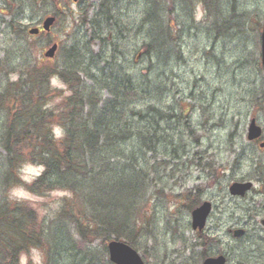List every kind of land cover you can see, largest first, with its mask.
Segmentation results:
<instances>
[{
    "label": "rangeland",
    "instance_id": "obj_1",
    "mask_svg": "<svg viewBox=\"0 0 264 264\" xmlns=\"http://www.w3.org/2000/svg\"><path fill=\"white\" fill-rule=\"evenodd\" d=\"M18 1L20 6L17 0H0L2 71L15 70L26 62L47 61L45 53L57 44L59 50L52 63L65 61L75 50L80 56L93 54L94 59L102 54L109 63L103 77L123 67L138 78L149 73L158 82L157 99H146L137 108L142 123L136 122L147 124L145 118L153 114L160 133L154 139L157 153L140 149L144 162L155 166V175L148 177V187L144 185L150 199L146 205L147 224L142 223L132 246L144 263L202 264V254L208 249L205 253L209 257L225 255L228 264H264V183L256 178L257 166L264 165V0H221L220 9L212 14L198 5L192 17L179 10L185 23L178 52L174 50L167 65L154 63L152 69L148 57L136 60L143 45L149 43L145 28L134 30L125 40L119 32L108 35L105 23L103 29L92 23L101 0ZM122 10L123 16L132 18L139 27L145 12L143 0H135ZM55 14H59L60 22L51 33L29 35L31 29L40 28L46 18ZM86 16L89 23L85 22ZM219 27L222 31H217ZM99 32L103 38L108 35L110 41L96 39ZM86 63L93 66L94 61ZM92 68L94 76L102 77L101 69ZM17 76L11 74V79ZM0 81L5 85L1 77ZM50 86L66 92L58 78L52 79ZM252 120L263 129V138L257 143L248 141ZM3 121L0 118V126ZM55 135L62 137V130L56 128ZM133 144L129 145L130 151ZM42 172V168L24 166L20 176L24 184L30 185ZM234 182H252L254 188L243 198L232 197L228 189ZM17 190L19 194L11 200L32 206L41 218L52 219L62 201L72 198L68 192L38 197L24 187ZM199 192L201 204L213 205L202 232L207 240L204 242L199 239L201 233L192 229V213L186 200V194L196 196ZM239 230H244L245 235L237 239ZM89 251L96 258L94 264H112L100 240ZM65 259V264H79L74 253H66Z\"/></svg>",
    "mask_w": 264,
    "mask_h": 264
},
{
    "label": "trees",
    "instance_id": "obj_2",
    "mask_svg": "<svg viewBox=\"0 0 264 264\" xmlns=\"http://www.w3.org/2000/svg\"><path fill=\"white\" fill-rule=\"evenodd\" d=\"M37 1L49 0L31 3ZM134 1L101 0L92 23L99 28L105 23L108 35L119 32L125 40L134 30L145 28L149 43L136 60L148 57L150 69L154 63L167 65L172 60L185 23L179 10L192 17L198 5L212 14L222 4L221 0H143L145 12L138 27L122 10ZM55 17L58 26L59 14ZM96 35L104 43L110 41L108 35ZM93 57L80 56L75 50L60 63L34 61L15 70L6 68L8 64L5 71L0 68L5 81L0 83V118L4 120L0 126V264H19L20 253L33 246L43 250L47 264H65L68 252L74 253L79 264H94L96 258L89 249L96 241L102 242L106 254L111 240L134 246L142 223L147 224L150 199L144 185L148 187V177L155 175V166L144 162L140 149L157 153L154 139L160 133L153 114L145 118L147 124L136 122L142 123L137 108L146 99H157L159 85L151 74L144 72V78H138L123 67L103 77L108 60L102 54ZM88 60L94 61L93 66L86 65ZM92 67L101 69L102 77L94 76ZM11 74H18L17 79L12 80ZM54 78L66 86V92L51 88ZM56 128L62 130V137L57 138ZM28 165L43 169L30 185L20 176ZM256 171L257 180L264 183V165L259 164ZM11 187H24L38 197L68 192L72 198L62 201L52 219L41 218L32 206L9 199ZM200 197V192L186 194L190 212L201 204ZM75 238L78 241H72ZM199 239L207 241L202 234ZM207 250L204 259L209 257Z\"/></svg>",
    "mask_w": 264,
    "mask_h": 264
},
{
    "label": "water",
    "instance_id": "obj_3",
    "mask_svg": "<svg viewBox=\"0 0 264 264\" xmlns=\"http://www.w3.org/2000/svg\"><path fill=\"white\" fill-rule=\"evenodd\" d=\"M74 2H77L78 0H73ZM56 22L55 18H48L45 20L43 24V29L45 32H50L51 28L54 26ZM39 29H34L30 32L31 35H38ZM58 46H53L46 54L45 57L48 59H53L57 53ZM261 60H262V66H263V73H264V29L262 33L261 38ZM263 135V131L261 127H259L256 123V120H253L251 122L250 128H249V134L248 139L249 141H256L259 140ZM264 145H262V148ZM253 187L252 183H234L230 189L229 192L234 197H243L251 191ZM212 212V204L209 202H206L204 205H202L200 208L195 210L192 213V226L193 229L202 231L207 224L208 218L210 217ZM262 225L264 226V221L262 222ZM244 234V231H238L235 236L240 237ZM109 256L110 261L114 264H144L139 254L132 249L130 246L120 243V242H112L110 243L109 247ZM204 264H226V258L224 256H220L218 258H210L207 259Z\"/></svg>",
    "mask_w": 264,
    "mask_h": 264
},
{
    "label": "clouds",
    "instance_id": "obj_4",
    "mask_svg": "<svg viewBox=\"0 0 264 264\" xmlns=\"http://www.w3.org/2000/svg\"><path fill=\"white\" fill-rule=\"evenodd\" d=\"M18 190L16 187H11L8 190L9 199H15L18 195ZM45 255L41 248L33 246L29 248L27 252H21L19 255V264H44Z\"/></svg>",
    "mask_w": 264,
    "mask_h": 264
},
{
    "label": "bare ground",
    "instance_id": "obj_5",
    "mask_svg": "<svg viewBox=\"0 0 264 264\" xmlns=\"http://www.w3.org/2000/svg\"><path fill=\"white\" fill-rule=\"evenodd\" d=\"M175 48H176V52H178V51H177V45H176V44H175ZM177 57H178V55H177Z\"/></svg>",
    "mask_w": 264,
    "mask_h": 264
}]
</instances>
